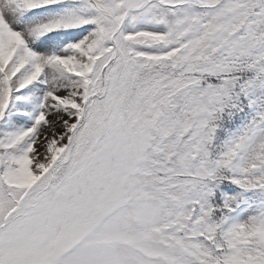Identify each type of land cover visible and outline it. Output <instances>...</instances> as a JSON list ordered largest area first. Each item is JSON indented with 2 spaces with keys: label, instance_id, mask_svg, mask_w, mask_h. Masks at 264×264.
<instances>
[{
  "label": "snow or ice",
  "instance_id": "obj_1",
  "mask_svg": "<svg viewBox=\"0 0 264 264\" xmlns=\"http://www.w3.org/2000/svg\"><path fill=\"white\" fill-rule=\"evenodd\" d=\"M0 264H264V0H0Z\"/></svg>",
  "mask_w": 264,
  "mask_h": 264
}]
</instances>
